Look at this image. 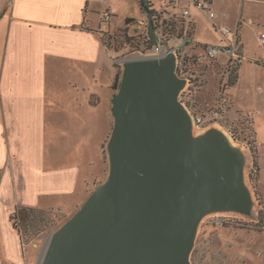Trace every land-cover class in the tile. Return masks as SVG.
<instances>
[{"label": "water", "instance_id": "1", "mask_svg": "<svg viewBox=\"0 0 264 264\" xmlns=\"http://www.w3.org/2000/svg\"><path fill=\"white\" fill-rule=\"evenodd\" d=\"M149 40L166 46L148 12ZM113 99L109 181L50 240L39 264H190L204 212L249 208L244 160L219 134L190 139L176 59L127 58Z\"/></svg>", "mask_w": 264, "mask_h": 264}, {"label": "rangeland", "instance_id": "2", "mask_svg": "<svg viewBox=\"0 0 264 264\" xmlns=\"http://www.w3.org/2000/svg\"><path fill=\"white\" fill-rule=\"evenodd\" d=\"M102 1L105 3L104 0ZM146 1L150 3L151 10H154L156 15L165 10L164 7H161L163 0ZM109 3H113L116 9L112 10L114 16L110 24L111 28L103 31L104 33L102 32L101 35L105 51L102 50L101 57L96 58L94 65L95 72H98L99 77L103 79L100 81L103 87L94 84V89L98 91L93 90V92H96L99 98L94 96L92 99L93 109L86 157L89 165L85 166L87 176L92 179L89 183L86 201L111 177L109 145L115 128L113 99L117 96L121 82L123 60L130 57L135 58L139 52L152 49L148 43V14L141 7L140 0H110ZM95 5L98 9L95 20H98V18L104 17L106 5L100 1ZM213 12L216 18L211 20L206 13L196 9L191 10V18L195 23V33H193L195 34L193 37L195 43L223 42L225 36L217 30L223 27L236 30L240 19H243L244 25L250 20L255 21V25L253 30L246 26L243 30L244 38L242 36L239 38L241 43L244 42L241 46L242 56L246 58L244 61L241 58L235 61L231 60L228 66V59L225 55H221L220 58L224 59L222 63L217 61L212 65L192 66L191 72L197 83V90L194 96L187 98V102L196 113L204 115L207 127L199 129L191 122L189 135L192 143L195 144L207 135H221L224 141L244 160L242 171L245 176L242 183L254 195V199L249 208L225 210L220 207L204 212L196 228L189 262L190 264H264V47L258 45L256 40L257 36L263 32L257 24L259 23L260 27L264 26V0H254L245 4L235 0H225L224 2L215 0ZM163 14L162 12L159 15L160 19L156 24L157 31L161 35V39L172 47L179 42L173 37H168L166 31L168 27L164 29L161 26V21L166 19V16L162 17ZM129 17L134 20L127 24L126 19ZM100 24L102 29H105L106 25L102 23V20ZM244 46L245 54H243ZM186 50L189 51V46ZM107 53L111 55V59ZM253 58L255 61H252ZM242 62H244L243 66ZM117 77L120 81L117 87H114ZM109 82H111L110 88L107 91L106 86ZM223 93L228 100L227 110L217 107ZM215 111H221V114L216 120L217 123L213 124L212 117ZM58 132L59 144H61L60 153H64L65 156L73 153L74 159L79 156L85 157L81 141L76 140L80 133L78 135L77 131L69 133L66 130H58ZM254 133L256 140L257 135L260 137L262 145L256 152L252 150L250 153L248 144L254 139V137L252 138ZM68 136L74 140H70ZM231 140L237 145L232 144ZM68 142H71L74 147L77 146V149L83 150V153L77 149H66L65 145ZM57 146L56 148L46 147L47 152L50 151L47 165L50 168L59 165H73L74 161L69 162L68 158L66 161L55 158L54 154L58 153L57 148H59V145ZM249 160L257 163L258 177L252 174V165L249 164ZM26 177L27 173L21 174L22 179L27 180ZM40 198L41 203L44 204L46 197L39 196ZM62 199L64 198L62 197L60 200ZM86 201L75 209L76 211L68 212L67 215L62 209L60 211L36 210L34 219L29 222L26 229L17 224L23 237L22 243L26 253L31 254L36 250V258L44 252L46 253L53 236L71 220ZM228 215L235 217L237 222L235 226H221L217 223L216 217ZM116 253L114 259L118 264L123 259L124 253L118 250ZM108 256H105L97 264H111Z\"/></svg>", "mask_w": 264, "mask_h": 264}, {"label": "crops", "instance_id": "3", "mask_svg": "<svg viewBox=\"0 0 264 264\" xmlns=\"http://www.w3.org/2000/svg\"><path fill=\"white\" fill-rule=\"evenodd\" d=\"M98 1L105 10L116 9L110 0H0V264H39L44 254L36 258V250H24L11 218L17 208L62 209L67 215L86 201L92 179L85 171L87 140L92 99L98 96L94 84L103 87L94 65L105 51L102 32L111 26L102 29L101 18L95 20ZM254 25L253 20L243 23L241 36ZM257 26L263 31L256 39L260 45L264 26ZM201 52L198 47L195 54ZM240 58L246 59L242 53ZM58 130L80 133L76 140L84 158L59 152ZM257 140L261 142L258 135ZM57 145L55 158H68L73 165H47L46 147ZM65 146L77 149L71 142ZM24 172L27 180L21 178ZM39 196L46 197L44 204Z\"/></svg>", "mask_w": 264, "mask_h": 264}, {"label": "built area", "instance_id": "4", "mask_svg": "<svg viewBox=\"0 0 264 264\" xmlns=\"http://www.w3.org/2000/svg\"><path fill=\"white\" fill-rule=\"evenodd\" d=\"M105 1V0H104ZM242 3H246L250 0H239ZM213 1L212 0H163L162 8L165 10L164 14L168 15H178L180 17V21H182V31L178 33L175 40L179 43L175 46H169L166 43V46L153 45L152 49L145 52H139V55L135 58H160L165 57L169 52H171L176 59V68L175 74L178 76L180 80L184 81V86L182 90L179 92V103L187 110L190 114V118L193 124L199 129H204L207 127L206 118L204 115L196 113L193 107L187 102V98L194 96L197 90L196 81L194 76L190 73V67L188 66L189 61H193L194 64L203 66L205 64L212 65L213 63L218 61V58L221 55H225L228 59L227 65L232 61H235L240 58L241 54V27L243 24V19H240L238 22L236 30H229L226 27L219 28L217 31L220 32L223 36H225V40L219 44H204L200 45L190 40L191 36V26H192V9H196L202 11L211 18V20L216 18L215 13L213 12ZM113 13L109 10H106L104 17L101 18L102 23L106 26H110ZM161 38V36H160ZM148 41L149 38H148ZM260 45L264 46V34L261 35L259 39ZM190 47V49H194V47L201 48L202 52L199 54H195L194 52L187 51L186 48ZM190 59V60H189ZM227 99L224 93L221 96L220 101H218V108H222L227 105ZM213 119V124L217 123V119L220 117V111H215ZM261 142L257 141L255 138L250 141L248 144V151L252 153V150L256 152L261 146ZM251 172L255 177H258L259 169L256 167L255 161L251 160ZM217 223L221 224V226H235L237 224L235 217L230 215L228 216H218L216 217ZM239 225V224H238Z\"/></svg>", "mask_w": 264, "mask_h": 264}, {"label": "trees", "instance_id": "5", "mask_svg": "<svg viewBox=\"0 0 264 264\" xmlns=\"http://www.w3.org/2000/svg\"><path fill=\"white\" fill-rule=\"evenodd\" d=\"M140 2H141L140 5H141V7L143 8V10L145 12L148 11V12H151V13L154 14V20H153V22H154V25H155V27L157 29L158 26L156 24L158 23V20L160 19V16L159 15H161L162 12L159 13V15H156V12L154 10H151V6L149 5L150 3H148V1H146V0H140ZM165 16H166V19L165 20L163 19L161 21V26L164 27V29L166 27H168L169 29L167 28V30H166L167 31V34H168V37H170V38L173 37V39H175L176 36L178 35V33H180L182 31V21H180L181 19H180V17L178 15H168V14H163L162 15V17H165ZM130 21H132V18L126 19V23L127 24H129ZM194 31H195V29H194V26L192 25L191 26V33H190L191 36L189 37L192 42H194L193 41V37H194V34L193 33H194ZM148 43H149V45L151 47L154 45L151 41H148ZM197 49H198V47H196V48L194 47L193 50L190 49V47H189V51L190 52H194L195 53V51ZM188 63H189L188 66L190 67L189 69H190V72H191L192 66H196V64H194L193 61H189ZM190 74L193 75L192 72ZM119 81H120L119 80V77H117V80L115 82L114 87H117ZM222 108H224L226 110L228 109V107H226V106H224ZM220 113H221V111H220ZM253 137L255 138V133L252 134V138ZM35 211L36 210H32L31 208L20 207V208H17L16 209V212L12 215V217H11L12 220H15L13 222V225L15 226V229L19 231L20 234H21V232L18 229L17 224L22 225L26 229L29 226V222L32 219H34ZM21 237H22V235H21Z\"/></svg>", "mask_w": 264, "mask_h": 264}, {"label": "bare ground", "instance_id": "6", "mask_svg": "<svg viewBox=\"0 0 264 264\" xmlns=\"http://www.w3.org/2000/svg\"><path fill=\"white\" fill-rule=\"evenodd\" d=\"M221 128V127H220ZM231 143L232 144H236L235 142H232V140H231ZM237 145V144H236ZM243 169H241L240 171H239V178H240V183H242V180L244 179V176H243V174H244V172L242 171ZM246 174V173H245ZM246 189V188H245ZM246 191H247V193H248V199H250L251 201H253V197H254V195L252 194V193H250V191L249 190H247L246 189ZM203 215V214H202ZM202 217V216H201ZM202 219V218H201Z\"/></svg>", "mask_w": 264, "mask_h": 264}]
</instances>
